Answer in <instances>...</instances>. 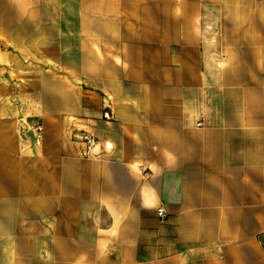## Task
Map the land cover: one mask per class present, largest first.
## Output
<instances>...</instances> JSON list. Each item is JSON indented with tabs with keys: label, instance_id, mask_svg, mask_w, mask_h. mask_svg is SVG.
Segmentation results:
<instances>
[{
	"label": "crops",
	"instance_id": "0c3cea01",
	"mask_svg": "<svg viewBox=\"0 0 264 264\" xmlns=\"http://www.w3.org/2000/svg\"><path fill=\"white\" fill-rule=\"evenodd\" d=\"M117 13L60 59L108 95L73 103L95 145L0 151V264H264V0Z\"/></svg>",
	"mask_w": 264,
	"mask_h": 264
},
{
	"label": "rangeland",
	"instance_id": "374dc122",
	"mask_svg": "<svg viewBox=\"0 0 264 264\" xmlns=\"http://www.w3.org/2000/svg\"><path fill=\"white\" fill-rule=\"evenodd\" d=\"M121 1L0 0V109L6 110L0 113V151L13 144L20 155L42 156L46 144L57 143L58 134L86 147L81 131H73L74 100L95 107L101 99L104 116L108 95L86 77L64 70L60 59H73L76 31L82 32L83 48H89L88 33L94 28L102 34L106 28L101 21L118 15Z\"/></svg>",
	"mask_w": 264,
	"mask_h": 264
},
{
	"label": "built area",
	"instance_id": "2783aa9c",
	"mask_svg": "<svg viewBox=\"0 0 264 264\" xmlns=\"http://www.w3.org/2000/svg\"><path fill=\"white\" fill-rule=\"evenodd\" d=\"M109 114H110V107L109 105H106V109L104 110V116L107 118ZM81 139L86 144L87 151H89V149L93 147L96 143V137L89 132H83L81 135ZM157 214L160 217V219H164L166 213L163 206H159L157 208Z\"/></svg>",
	"mask_w": 264,
	"mask_h": 264
}]
</instances>
